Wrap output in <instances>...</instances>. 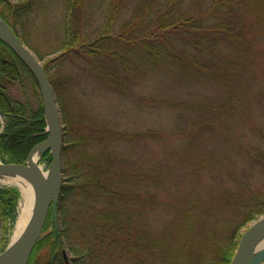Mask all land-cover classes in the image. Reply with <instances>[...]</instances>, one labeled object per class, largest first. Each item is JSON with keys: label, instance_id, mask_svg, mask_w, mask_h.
<instances>
[{"label": "trees", "instance_id": "1", "mask_svg": "<svg viewBox=\"0 0 264 264\" xmlns=\"http://www.w3.org/2000/svg\"><path fill=\"white\" fill-rule=\"evenodd\" d=\"M0 17L42 62L65 134L60 235L50 215L28 264L45 245L54 262L35 264H66L65 249L72 264H230L241 229L264 216V127L233 141L229 157L253 168L242 178L224 171L205 183L202 161L188 170L166 158L181 149L177 131L216 128L209 116L249 95L250 69L264 62V0H0ZM0 61V160L23 163L48 138L45 111L34 76L1 40ZM17 81L32 83L35 99H13ZM203 85L230 104L195 98ZM19 199L0 188L5 233Z\"/></svg>", "mask_w": 264, "mask_h": 264}, {"label": "rangeland", "instance_id": "2", "mask_svg": "<svg viewBox=\"0 0 264 264\" xmlns=\"http://www.w3.org/2000/svg\"><path fill=\"white\" fill-rule=\"evenodd\" d=\"M106 5V4H104ZM61 18H64L61 15ZM251 70V80L250 82V91L248 96H244V98L240 99V106L235 107L233 110L230 111L229 106L228 110H224V114L219 115V113H213L209 116V119L211 122L216 123V128L209 127V128H194L193 132H189L185 129V132L177 131L176 140L180 144L177 150L176 156L173 155V153H170L166 160L169 159L168 164H181L184 165L186 163L188 170L192 169L193 165L195 163H201V168L197 173V176L202 179L203 182L208 183L209 180H218L221 182V175L225 172H230L235 175H237L239 178H242L244 172L243 170L247 169H253L250 164L249 159H244L242 157H237L235 159L229 157V155L234 156V149L232 148L234 144V140L237 142H242L244 145L247 143L245 140H250L251 135L252 139L254 136V133L252 131L253 126H261L264 127V62L261 64H254L252 66ZM25 87L21 85L19 81L15 82L12 87L10 88V93L13 96V99H17L19 101H27V99H35L34 93L35 88H33L32 83L24 82L23 84ZM178 90V89H177ZM199 93L193 94L195 98H198L200 95V101L204 104L211 105V106H221L226 104L225 106L229 105L230 103H227L224 101L225 97L222 95L221 89L218 88L216 85H203L199 89ZM262 94L261 95H259ZM175 95V94H172ZM258 95V96H257ZM239 103V102H238ZM187 108V107H186ZM224 108V107H223ZM222 108V109H223ZM4 119L0 118V123L3 124ZM192 120H188L187 118H184L180 124L182 126H186L190 124ZM193 124H196L193 122ZM198 127V125L196 124ZM189 128V127H187ZM179 128H176L178 130ZM189 135L190 138L195 139V143H192L193 145H186L184 144V140L187 139V135ZM43 153H41V159H40V165L43 167L44 170L49 169V165L46 160H44ZM175 159V160H174ZM210 160L209 163L206 165L204 164L205 161ZM231 159V160H230ZM173 160L175 162H173ZM214 160V161H213ZM231 162L229 166H222V163L224 162ZM213 161V162H212ZM223 161V162H222ZM0 162H2L0 160ZM224 162V163H225ZM205 165V166H204ZM232 168V170H231ZM177 172L181 170L180 168L176 169ZM227 172V173H228ZM192 174V173H191ZM188 175V174H187ZM254 180L258 179L260 180V177L258 174H254L253 176ZM261 179L264 180L261 176ZM184 183H189L192 179L190 177L183 178ZM224 181H230L232 184H234V179H225ZM254 182V181H253ZM257 183V182H255ZM3 187H14L19 190L20 193V199L19 203L22 201V193L20 189L16 185H9V184H2L0 183V188ZM189 187V185H188ZM20 205V204H19ZM19 207L17 208L16 214L18 215ZM18 218V216H17ZM17 221V219H16ZM254 222V221H253ZM251 222L249 225L241 229V236L242 233H244L249 226L253 223ZM3 224V223H2ZM0 224V254L5 249H7L10 244L13 242V234L15 231L16 222L11 226V229H9L8 232L5 233L4 226ZM49 230H54L53 225L51 224L49 227ZM60 230V229H59ZM60 235V234H59ZM64 251V250H63ZM37 259L34 261L35 263L43 262L49 260L53 256V252L50 250V247L48 245L41 246V248L37 252ZM56 253H54V256ZM53 256V261L55 260ZM72 257V255H69V259Z\"/></svg>", "mask_w": 264, "mask_h": 264}, {"label": "water", "instance_id": "3", "mask_svg": "<svg viewBox=\"0 0 264 264\" xmlns=\"http://www.w3.org/2000/svg\"><path fill=\"white\" fill-rule=\"evenodd\" d=\"M0 20V40L4 43L28 68L36 79L46 117V132L48 138L37 144L27 158L38 150L45 154L50 152L51 163L49 169L52 174L49 179H45L40 173L32 170L29 163H1L0 173L15 171L18 174L32 179L37 187V201L32 220L21 238L10 244V246L0 254V264H28L30 256L40 240L49 214L52 215L56 236H59L60 221L58 219L59 199L63 185V142L64 127L62 123L61 110L55 94V90L49 80L42 62L37 55L27 47L20 36L17 35L5 23ZM1 70V61H0ZM0 117L4 118L0 112ZM264 235V216L255 220L249 228L242 233L237 244V249L230 264H264V247L257 249L258 240ZM65 260L68 263L69 251H64ZM56 256V255H55ZM55 258V257H54Z\"/></svg>", "mask_w": 264, "mask_h": 264}, {"label": "bare ground", "instance_id": "4", "mask_svg": "<svg viewBox=\"0 0 264 264\" xmlns=\"http://www.w3.org/2000/svg\"><path fill=\"white\" fill-rule=\"evenodd\" d=\"M0 23H2L1 20ZM40 159L41 151L37 150L27 162L29 163V167L32 170L40 173L45 179H49L51 177L52 171L51 169L44 170L40 165ZM0 183L6 185H16L22 193V201L19 203V216L13 234L14 236L12 243H15L25 233L32 220L37 201V187L32 179L22 176L15 171L0 173ZM256 244L257 249L264 247V235L260 237L258 243Z\"/></svg>", "mask_w": 264, "mask_h": 264}, {"label": "flooded vegetation", "instance_id": "5", "mask_svg": "<svg viewBox=\"0 0 264 264\" xmlns=\"http://www.w3.org/2000/svg\"><path fill=\"white\" fill-rule=\"evenodd\" d=\"M59 238V237H58ZM58 238H56V239H58ZM54 262V261H53Z\"/></svg>", "mask_w": 264, "mask_h": 264}]
</instances>
